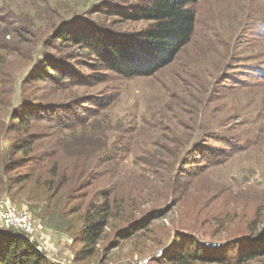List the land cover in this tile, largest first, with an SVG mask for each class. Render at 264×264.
Wrapping results in <instances>:
<instances>
[{
  "label": "rangeland",
  "instance_id": "374dc122",
  "mask_svg": "<svg viewBox=\"0 0 264 264\" xmlns=\"http://www.w3.org/2000/svg\"><path fill=\"white\" fill-rule=\"evenodd\" d=\"M146 2L0 0V203L38 236L8 232L46 264H174L207 243L216 255L195 264H264V0H198L171 64L106 70L85 40L149 27L125 17Z\"/></svg>",
  "mask_w": 264,
  "mask_h": 264
},
{
  "label": "trees",
  "instance_id": "16d2710c",
  "mask_svg": "<svg viewBox=\"0 0 264 264\" xmlns=\"http://www.w3.org/2000/svg\"><path fill=\"white\" fill-rule=\"evenodd\" d=\"M197 2L198 0H148L125 17L130 21L148 22L149 27L121 38L101 33L93 40L87 38L85 43L91 55L108 71L125 78L152 76L171 64L190 43L195 30L193 6ZM27 140L21 150H30L35 145L32 137L29 136ZM107 209L108 206L100 208L98 217L88 221L82 235L83 249L77 253V259L85 260L95 253V246L107 225ZM214 252L213 249L201 247L191 252L181 248L170 260L174 264H195L210 261L216 255ZM258 255L256 252L248 254L247 260L255 259ZM0 264H46V260L24 237L0 231Z\"/></svg>",
  "mask_w": 264,
  "mask_h": 264
},
{
  "label": "built area",
  "instance_id": "2783aa9c",
  "mask_svg": "<svg viewBox=\"0 0 264 264\" xmlns=\"http://www.w3.org/2000/svg\"><path fill=\"white\" fill-rule=\"evenodd\" d=\"M0 230L19 231L32 241L38 236V226L30 212L25 208H17L9 201L0 203ZM206 246L216 249L214 244L207 243Z\"/></svg>",
  "mask_w": 264,
  "mask_h": 264
},
{
  "label": "bare ground",
  "instance_id": "6f19581e",
  "mask_svg": "<svg viewBox=\"0 0 264 264\" xmlns=\"http://www.w3.org/2000/svg\"><path fill=\"white\" fill-rule=\"evenodd\" d=\"M211 8L210 7H208V9H207V11H209Z\"/></svg>",
  "mask_w": 264,
  "mask_h": 264
}]
</instances>
